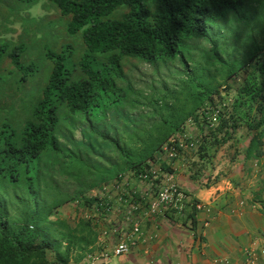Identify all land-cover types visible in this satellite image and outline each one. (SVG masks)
Masks as SVG:
<instances>
[{
	"label": "trees",
	"instance_id": "1",
	"mask_svg": "<svg viewBox=\"0 0 264 264\" xmlns=\"http://www.w3.org/2000/svg\"><path fill=\"white\" fill-rule=\"evenodd\" d=\"M14 1L18 8L14 12L16 15L38 3L37 0ZM47 3L64 23L67 34L80 44H64L58 51L44 44V60L51 69L47 81L39 89L30 92L25 91L23 85L35 80L44 65L25 58L36 43L30 45L24 39L13 42L0 38V75H5L9 83L16 81L19 85H14L13 93L20 95L18 97L12 93L11 97L16 99L10 102L0 100L2 193L9 186L14 189L25 187L34 196L33 191L38 182L35 172L39 165L50 161L52 166H57V162L69 153L64 150L59 139L60 126L68 118L99 120V116L105 117L114 107L121 109L126 103L135 105L140 97L144 98L143 92H138L136 95L139 98L128 100V87L118 84V80L124 79L126 62L132 60L156 67L159 63L179 59L186 70L185 78L196 80L198 90L192 95L194 106L181 120L175 122H169L168 119L182 105L181 98L175 97L172 103L169 100L170 107L165 104L164 109H161L162 103H166L165 99L174 94L160 92L145 97L146 105L153 109L152 116H159L162 122L151 124L145 133L147 139L142 141L143 149L120 146L114 139L97 133L115 146L129 170L139 169L152 159L189 117L200 111L206 102H213L217 84L210 83L214 79L213 83L219 79L229 81L252 64L254 70L240 90L235 112L220 115L219 125L203 138L197 154L203 160L211 155L212 150L218 151L219 146L232 140L229 130H237L239 122L252 133L246 147L247 158L262 157L264 8L261 6H264V0H47ZM3 10L4 0H0V16ZM232 17L237 23H243L245 28L241 33H237L240 28L236 26L228 29L227 34L222 33V29L215 34L207 33L208 26L225 27ZM48 24L52 30L56 20L51 19ZM228 34L235 37V42L244 43L246 52L250 47L248 56L244 54L243 59L223 56L231 45L238 50L235 42L230 44ZM206 36L212 48L203 54L202 64L190 55L193 47L189 42ZM191 62L195 67L200 65L199 71L194 72L195 67L190 68ZM3 97L0 94V98ZM241 107L245 108L243 112ZM163 113L170 114L165 116ZM189 158L185 160L188 164ZM201 175L202 172H196L190 174L189 179L194 182ZM78 199L83 197L74 198L58 191L50 204L44 201L37 208L23 210L21 220L13 224L6 219V208L0 207V264L68 263L69 259L59 263L48 260V248H52L53 244L44 235L47 228L56 226L66 229L67 232H60V236L68 239L70 245H73L74 240L87 245L89 239L84 238L85 233L96 237L88 222H82L85 228L81 226L80 237L78 228L72 229L63 221H50L61 206ZM194 209L181 214L187 215V220H193L196 213Z\"/></svg>",
	"mask_w": 264,
	"mask_h": 264
},
{
	"label": "rangeland",
	"instance_id": "2",
	"mask_svg": "<svg viewBox=\"0 0 264 264\" xmlns=\"http://www.w3.org/2000/svg\"><path fill=\"white\" fill-rule=\"evenodd\" d=\"M37 2L33 7L21 10L16 15L14 12L18 8L15 5V1L4 0V10L0 16V38L13 42H19L24 39L28 40L30 45L34 44L33 42L36 43L31 48L29 55L25 58L44 65L35 80L23 85L24 90L30 92L39 89L40 85L47 81L51 69L50 65L44 60V44L51 45L57 51L64 44L72 42H77V45L80 44V42L73 40L67 34L64 23L59 19L56 11L50 8L47 0H37ZM47 6L48 9L46 8ZM261 7L262 9L264 8V6ZM51 19L56 20L55 27L52 30L48 27ZM242 24L237 23L234 17H232L225 27L219 25V28H216L214 25L208 26L207 33L215 34L222 29L221 32L227 34L228 29L234 28L235 26V28H240L237 33H241L245 28ZM228 36L231 38L230 44L234 43L236 40L235 37L229 34ZM78 39L80 40L79 37ZM189 43L193 47L190 53L193 60H197L203 64V54L206 50L212 48L209 38L206 36L204 39L194 40ZM235 44L238 50L234 49L231 45L223 56L229 55L232 59H243L244 54L248 56L250 47L246 52L247 48L244 43L242 44L236 41ZM182 64L179 59L168 61L167 63H159L156 67L135 60L126 62L123 68L124 79L118 80V84L126 88L128 87V100H133L136 97L139 98L136 94L141 92H143L144 98L140 97L135 105L134 103L132 105L126 103L121 109L114 107L107 112L105 117L99 116V120L95 118L87 121L84 119L69 120L68 118V121H64L60 126L59 139L64 150L69 153L61 161L57 162L59 163L57 166H52V162L50 161H45L39 165L35 172L38 182L36 189L33 191L34 196L27 192L25 187L14 189L12 186H9L3 193L2 189H0V207L6 208L8 215L6 219L10 224L21 220L23 210L37 208L43 205L44 201L50 204L58 191H62L74 198L83 197V199H78L61 206L51 217L50 221H63L72 229L78 228V236L80 237L82 236L81 230L85 228L82 222H88L91 229H94L93 231L96 237L85 233L84 238L89 239L87 245L75 240L73 245H70L68 239L60 236V232H67L65 228H58L56 226L47 228L44 237L48 240L50 239L53 244V247L48 248L49 251L47 252V258L50 262H64L69 259L66 264H95L93 262H97L100 259L94 258V250L96 248L98 250L100 248L106 249L108 246L106 241L108 243L111 242V250L113 246L118 244L119 237L113 233V228L116 222L126 221L125 208L115 204V213L112 215L114 217L106 220L104 214L98 212L92 202V200L100 198L103 188H107L109 190L108 192L117 196L120 192L115 187L119 183L121 188L134 192L135 196L141 200L142 207L133 217L141 222L142 228L143 222H148L150 225L154 222L153 219L148 221V218L154 217L157 220L166 212H170L172 215L178 214L176 211L167 210L158 205L157 194L159 187L157 184L161 183V174L164 172L167 173V171H170L175 174L178 171L179 174L180 171V173L187 177L186 179H189L190 174L202 172L201 178L195 182L200 183V187L195 184L199 190L201 187L206 186L205 182L209 178H212L214 182H218L219 179L221 181L222 178L227 177L228 174L225 172L232 170L239 161L245 162L244 164H246V160H248L246 146L252 137V133L239 122H237L239 125L237 130H229V134L232 135V140L219 146L218 151L212 150L209 157L201 160L200 155L197 154V150H199L203 138L209 136L219 125L220 119H215L214 108L220 110L223 116L229 112H235V106L238 105V99L241 96L240 90L247 80L248 75L253 72V64L247 66L245 70L241 71L229 81L223 82L219 79L213 83L214 79L210 83L213 85L217 84V91L214 94L213 102H206L200 111L189 117L180 129L170 136L167 141L170 142L173 140L176 142L178 140L184 144L180 148L182 153H180L181 158L178 161L172 160L169 154L164 152L165 154L161 160L158 161L156 158L155 162H151L148 165L149 159L139 169L129 170L125 165V161H123V158L115 149V146L97 135V133H100L108 136L117 141L120 146L125 145L127 148H133L134 150L143 149L144 145L142 141L147 139L145 133L151 128V124H160L162 122L159 116H152L153 109L146 105L147 101L145 97L153 93L169 92L168 94H174V96L171 95L168 99H165L166 103H162L160 106L161 109H164L165 104L170 107V102H175V97L176 99L181 98L182 105L180 104L179 108L173 114L163 113L165 116L170 114L169 122L181 120L194 106L195 99L192 95L198 90L196 80L192 79V77L185 78L186 70ZM189 66L193 69L196 65L191 62ZM199 66L195 67L194 72L199 71ZM184 78L185 80L182 82L181 79ZM8 83V78L5 75H0V91L2 90L0 94L2 97L4 96L0 100L5 101V103L10 102L11 99H16L11 97V94L13 93L14 85H19L14 80ZM13 94L16 95L15 93ZM16 96L19 97L20 95ZM5 107L7 108V106ZM244 109L241 107V112ZM208 110H210V113L207 115L205 113ZM239 116L241 117V114ZM193 140H199L198 145L193 150L187 149V145ZM192 154L194 155L192 156ZM187 158L190 160L189 164L185 162ZM182 162L186 166L181 165ZM145 173L149 175L147 179H144L142 176ZM120 176H122L121 182L118 180ZM175 176L179 189L186 195L185 212L189 204L192 205L193 203L191 194H194L196 189L194 191L191 189L194 187L190 185L188 180H185V184L190 186L185 185L183 180L177 179V174ZM156 207H158L157 210ZM153 208L155 213H151ZM97 221L100 223V226ZM96 224L100 228H97ZM99 237L106 239V241L99 240ZM57 244H60V246L57 247ZM115 261L118 264H122L118 258L113 260V262ZM99 264L102 263L99 261Z\"/></svg>",
	"mask_w": 264,
	"mask_h": 264
},
{
	"label": "crops",
	"instance_id": "3",
	"mask_svg": "<svg viewBox=\"0 0 264 264\" xmlns=\"http://www.w3.org/2000/svg\"><path fill=\"white\" fill-rule=\"evenodd\" d=\"M262 150L261 158L239 161L225 172L227 177L218 182L209 178L199 190L200 183L177 171V179L196 189L185 211L195 208V218L170 212L157 220L148 218L154 222H143L142 229L152 240L140 241L127 255L108 254L111 242L99 237L108 246L94 250V258L106 255L97 264H118L115 258L122 264H264V145Z\"/></svg>",
	"mask_w": 264,
	"mask_h": 264
},
{
	"label": "built area",
	"instance_id": "4",
	"mask_svg": "<svg viewBox=\"0 0 264 264\" xmlns=\"http://www.w3.org/2000/svg\"><path fill=\"white\" fill-rule=\"evenodd\" d=\"M209 111L210 110H208L205 114L208 115L210 113ZM214 111V116L217 120V118H220L221 112L216 108H214ZM198 143L199 140L191 141L190 144L187 145V149L193 150L198 145ZM183 146L184 144L180 143L178 140L176 142L173 140L168 142L156 153L155 157L148 161V165H150L151 162H155L156 158L158 161L161 160L165 153H168L169 157L172 160H180V153H182L180 151V148H182ZM142 176L144 179H147L149 177L147 173L143 174ZM161 177V183L157 184L159 187L157 194L158 205L164 207L167 210L182 212L186 207V195L179 189L175 174L167 171V173L164 172L163 174H161ZM118 180L121 182L122 176H120ZM115 188L120 192L117 196L108 192L109 190H107V188H103L100 198L97 199L93 204L95 205V209L98 212L104 214L106 220L114 215L115 204H118L120 207L125 208L126 221H118V223L115 224L113 228V233L118 235L119 242L117 245L113 246V249L111 251L108 252V254H110L111 252L116 256H121L129 254L140 241H151L152 236H145L141 228V222L133 217L135 213L141 209V200L135 196L134 192L129 191L125 188H121L119 183ZM196 207L199 209V206L196 205ZM157 209L158 207H156V210ZM151 213H155L154 208L151 210ZM104 257H106V255L101 254L96 258L101 259ZM97 262L93 263L96 264Z\"/></svg>",
	"mask_w": 264,
	"mask_h": 264
},
{
	"label": "clouds",
	"instance_id": "5",
	"mask_svg": "<svg viewBox=\"0 0 264 264\" xmlns=\"http://www.w3.org/2000/svg\"><path fill=\"white\" fill-rule=\"evenodd\" d=\"M185 159V158H184ZM192 202H194V200L192 201ZM185 210V209H184ZM184 210L182 211V212H184ZM182 212H178L179 214H181Z\"/></svg>",
	"mask_w": 264,
	"mask_h": 264
}]
</instances>
